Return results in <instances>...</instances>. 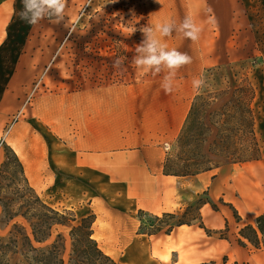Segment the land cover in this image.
<instances>
[{"label": "rangeland", "instance_id": "374dc122", "mask_svg": "<svg viewBox=\"0 0 264 264\" xmlns=\"http://www.w3.org/2000/svg\"><path fill=\"white\" fill-rule=\"evenodd\" d=\"M85 2L67 0L63 24L44 19L31 25L19 16L9 24L0 45V65L6 72L13 70L20 56L26 63L14 112L0 135V258L14 224L26 225L31 235L24 219L9 218L8 208L17 209L15 200L24 186L12 152L21 162L27 154H35L55 169L68 170L49 186L44 179L42 194H37L52 209L72 213L73 223L94 215L93 237L123 264L153 261L147 236H137L142 229L167 231L179 218L198 222L196 209L185 217L155 215L118 195L117 187L100 176L80 175L88 171L77 166V122L93 104H99L102 112L115 107L122 132L130 116L133 126L140 128L141 107L146 109L156 100L178 104L182 117L200 88L194 80H204L208 69L243 62V71L255 88L254 131L264 156V0H90L82 10ZM185 16H191L202 31L196 42L182 39L180 33L164 38L169 48L187 53L192 60L177 70L173 91L165 94L161 83L168 75L166 69L141 76L132 64L134 49L143 39L139 29L168 19L179 23ZM73 25L75 31L69 32ZM132 29L134 33L128 36ZM117 60L121 63L114 66ZM176 138L162 143L165 155ZM201 200L220 205L207 194ZM69 230L63 225L55 232L66 239V255ZM136 256L144 258L138 261Z\"/></svg>", "mask_w": 264, "mask_h": 264}, {"label": "crops", "instance_id": "0c3cea01", "mask_svg": "<svg viewBox=\"0 0 264 264\" xmlns=\"http://www.w3.org/2000/svg\"><path fill=\"white\" fill-rule=\"evenodd\" d=\"M21 9V0H0V45ZM25 65L22 56L10 73L0 65V135L14 112ZM165 102L156 100L146 109L141 107V127L135 128L130 116L123 132L117 124L115 107L102 112L99 104H93L77 122V166L88 171L80 175L100 176L117 187L118 195H125L137 202L138 209L155 215L181 213L204 193L220 201L217 209L208 201L200 206L204 227L183 224L169 233H139L137 236H147L152 252L153 261L148 264H264V238L255 224L256 217L264 213V156L193 176L164 174L162 143L178 137L190 109L187 106L181 117L178 104H171L170 99ZM22 163L30 185L39 195L44 179L49 186L68 173L35 154H27ZM246 226L255 231L244 229Z\"/></svg>", "mask_w": 264, "mask_h": 264}, {"label": "trees", "instance_id": "16d2710c", "mask_svg": "<svg viewBox=\"0 0 264 264\" xmlns=\"http://www.w3.org/2000/svg\"><path fill=\"white\" fill-rule=\"evenodd\" d=\"M243 65V62H238L208 69L204 84L192 100L180 134L164 159V174L193 176L262 157L254 131L255 115L251 106L255 88L247 72L243 71ZM237 67L239 70H236ZM12 154L24 186L18 200H15L17 209L8 208L9 218L24 219L31 235L26 233V225L14 224L15 231H10L9 241L1 246L0 264H123L106 254L93 237L94 215H87L73 223L75 217L72 213L58 212L45 204L30 185L23 163L15 153ZM204 203L206 201L200 197L181 213L161 214L163 217H185L188 211L196 209L199 215L197 223L181 221L179 218L177 224L164 232L169 233L174 227L183 224L204 227L199 214V208ZM209 203L213 209H217L215 204ZM255 224L264 238V213L256 217ZM63 225L70 227V249L67 255L65 237L61 233L55 234L56 227ZM244 229L255 231L251 226ZM160 231V228L156 231L142 229L140 233L152 235Z\"/></svg>", "mask_w": 264, "mask_h": 264}, {"label": "clouds", "instance_id": "9594fccd", "mask_svg": "<svg viewBox=\"0 0 264 264\" xmlns=\"http://www.w3.org/2000/svg\"><path fill=\"white\" fill-rule=\"evenodd\" d=\"M21 2L20 19L31 25H35L44 19L51 20L56 24H63L65 21L67 0H21ZM89 3L90 0H86L81 9L83 10ZM68 30L74 32L75 26H70ZM134 31L135 29H132L128 36H131ZM139 31L142 33L143 39L134 49L132 64L141 76L156 75L166 69L168 75L164 76L161 88L165 94H169L173 91L172 78H174L177 70L190 64L192 60L187 53L176 48H169L164 42V38L174 33H180L182 39L196 42L200 38L202 29L191 16H185L179 23L173 19H168L155 25L142 26ZM120 63L117 60L114 62V66H119ZM204 82L203 79L193 81L197 88Z\"/></svg>", "mask_w": 264, "mask_h": 264}, {"label": "bare ground", "instance_id": "6f19581e", "mask_svg": "<svg viewBox=\"0 0 264 264\" xmlns=\"http://www.w3.org/2000/svg\"><path fill=\"white\" fill-rule=\"evenodd\" d=\"M101 248V247H100ZM102 249V248H101ZM103 250V249H102ZM104 251V250H103ZM106 254L110 255V253H108L107 251H104ZM111 256V255H110Z\"/></svg>", "mask_w": 264, "mask_h": 264}]
</instances>
